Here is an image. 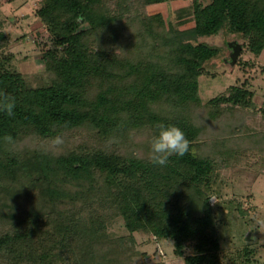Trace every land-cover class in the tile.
<instances>
[{"label":"trees","instance_id":"obj_1","mask_svg":"<svg viewBox=\"0 0 264 264\" xmlns=\"http://www.w3.org/2000/svg\"><path fill=\"white\" fill-rule=\"evenodd\" d=\"M166 1L38 0L51 41L40 85L3 51L0 26V92L16 102L13 117L0 111V264H135L138 233L160 250L172 239L185 264H223L211 201L219 170L264 156V130H245L257 94L255 63L242 57L264 50V0H193L173 21L148 12ZM220 32L242 40L246 74L204 101L199 78L218 47L201 38ZM159 124L191 142L166 167L150 159ZM118 219L127 233L112 236ZM254 254L229 259L253 264Z\"/></svg>","mask_w":264,"mask_h":264},{"label":"rangeland","instance_id":"obj_2","mask_svg":"<svg viewBox=\"0 0 264 264\" xmlns=\"http://www.w3.org/2000/svg\"><path fill=\"white\" fill-rule=\"evenodd\" d=\"M192 1L168 0L150 5L148 12H162L168 21H173L183 13L182 9L191 7ZM210 1L203 0L204 3ZM37 5L38 0H0V26L9 36L3 51L14 53L13 64L33 85H40L47 80L43 52L51 45L48 31L36 16ZM234 36L232 34L226 38L220 32L201 38L218 47L215 57L205 63L210 73L202 74L199 78L200 95L204 101L225 92L230 85L241 84L244 80L246 73L241 63L231 65L227 62L230 59V50L226 44L233 40ZM242 57L255 63L253 67H248L247 71L251 74L252 89L257 94V105L252 108L257 112L249 119L245 130H264V50L256 57L245 49ZM260 158L262 159L244 157L231 167L222 166L219 170L217 196H213L211 201H216L213 209L219 220L223 264H234V259H229L230 253L247 246L255 251L253 258L256 260L253 264H264V156ZM241 205L243 210L239 208ZM107 231L112 236L127 233L123 221L119 219L108 223ZM156 243L153 235L149 237L138 233L136 248L141 253L135 256L133 262L152 264L163 261L165 264H185L184 256L174 253L172 239L160 243L164 253H161ZM77 251L79 257L88 258L90 251L81 247Z\"/></svg>","mask_w":264,"mask_h":264},{"label":"clouds","instance_id":"obj_3","mask_svg":"<svg viewBox=\"0 0 264 264\" xmlns=\"http://www.w3.org/2000/svg\"><path fill=\"white\" fill-rule=\"evenodd\" d=\"M15 107V98L6 92H0V111L11 118L15 115ZM158 128V135L153 136L151 140L150 159L153 165L166 167L171 156L183 157L189 153L191 142L179 126L159 124ZM3 139L5 142L10 143L13 137L5 135ZM53 143L57 145L62 144L63 138L57 136L54 138Z\"/></svg>","mask_w":264,"mask_h":264},{"label":"water","instance_id":"obj_4","mask_svg":"<svg viewBox=\"0 0 264 264\" xmlns=\"http://www.w3.org/2000/svg\"><path fill=\"white\" fill-rule=\"evenodd\" d=\"M228 47L230 50V59H228L227 62L231 65H235L239 56L241 55L243 49V42L238 39H233L228 42Z\"/></svg>","mask_w":264,"mask_h":264},{"label":"crops","instance_id":"obj_5","mask_svg":"<svg viewBox=\"0 0 264 264\" xmlns=\"http://www.w3.org/2000/svg\"><path fill=\"white\" fill-rule=\"evenodd\" d=\"M213 196L215 197V196H217V195H216V194H214ZM213 196H212V197H213ZM215 202H216V201H213V203H215Z\"/></svg>","mask_w":264,"mask_h":264},{"label":"built area","instance_id":"obj_6","mask_svg":"<svg viewBox=\"0 0 264 264\" xmlns=\"http://www.w3.org/2000/svg\"><path fill=\"white\" fill-rule=\"evenodd\" d=\"M161 252H163V250L161 249Z\"/></svg>","mask_w":264,"mask_h":264}]
</instances>
